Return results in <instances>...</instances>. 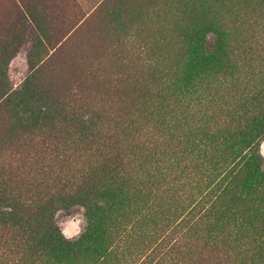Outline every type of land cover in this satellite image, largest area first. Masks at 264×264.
Returning <instances> with one entry per match:
<instances>
[{"label": "trees", "instance_id": "obj_1", "mask_svg": "<svg viewBox=\"0 0 264 264\" xmlns=\"http://www.w3.org/2000/svg\"><path fill=\"white\" fill-rule=\"evenodd\" d=\"M175 1L181 11L174 31L182 52L170 76L176 103L141 111L147 124L171 131L177 168L190 174L191 193L177 225L202 241V264H264V156L259 149L264 138V42L232 37L221 10L242 8L249 10L251 21L263 20L264 0ZM16 9L22 28L37 44L30 56L32 72L20 88L5 89V59L1 62L0 109L11 121L14 151L11 172L0 171V264L153 261L154 252L161 250V240L156 241L161 229L151 219L142 225L133 220L144 182L133 188L129 175L130 156H144L143 145L120 146L100 137L104 110L58 93L55 78L43 75L44 61L35 60L38 48L49 47L52 37L29 6L19 2ZM106 14L110 21L119 16L112 8ZM41 78L45 83L39 86ZM194 99L201 105L195 108L201 114L196 121L189 107ZM163 108L169 123L160 118ZM127 127L138 130L131 122ZM68 149L75 153L66 155ZM33 166L46 168L47 175L25 182L20 172H31ZM199 188L206 202L203 213L194 198ZM74 204L83 206L87 224L68 239L53 217ZM217 226L228 233L226 244L218 240ZM132 234H147L152 242L136 248V259L130 258L127 245Z\"/></svg>", "mask_w": 264, "mask_h": 264}, {"label": "rangeland", "instance_id": "obj_2", "mask_svg": "<svg viewBox=\"0 0 264 264\" xmlns=\"http://www.w3.org/2000/svg\"><path fill=\"white\" fill-rule=\"evenodd\" d=\"M19 2L34 10L45 34L52 37L49 47L38 48L35 60L38 64L44 61L43 75L51 76V81L55 78L58 93L91 101L93 108L104 110L107 117L100 125V137L110 138L120 146L137 141L143 145L144 156H130L132 174L129 175L135 180L130 184L135 188L138 181L144 182L139 212L135 210L133 220L142 225L149 224L151 219L158 224L161 231L156 241L161 240V250L154 252L153 261L142 264H202V241L177 225L180 208L188 203L191 193L190 174L185 176L177 168L171 131L155 123L147 124L142 115L146 108L155 107L159 111L169 103L171 106L176 103L170 76L182 54L178 49L181 39L174 31L181 8L175 5V0H0V72L5 59V89L9 90L18 89L27 81L32 72L30 56L37 44L20 24L16 12ZM110 8L119 13L118 17H112L114 21L106 16ZM221 10H225L224 22L232 37L251 44L264 42L261 31L264 19L251 21L249 10L242 8L237 12ZM207 36L208 41L213 39L212 34ZM44 83L41 78L38 85ZM200 106L195 99L189 105L194 121L201 116L195 112ZM163 109L160 118L169 123L170 114ZM130 122L137 131L127 127ZM13 151L11 121L0 109V171L4 174L11 172ZM74 153L73 149L65 151L66 155ZM260 153L264 156V149ZM136 158L144 160L145 165H138ZM38 169L33 166V171L20 172V176L25 182L42 181L47 175L46 168ZM201 190L195 191L194 198L199 201V212L203 213L206 202L201 198ZM53 219L68 239L80 235L87 224L80 204L55 211ZM216 234L220 242L227 243L228 233L223 227L217 226ZM126 238L130 258L135 259L137 247L152 243L147 234Z\"/></svg>", "mask_w": 264, "mask_h": 264}, {"label": "crops", "instance_id": "obj_3", "mask_svg": "<svg viewBox=\"0 0 264 264\" xmlns=\"http://www.w3.org/2000/svg\"><path fill=\"white\" fill-rule=\"evenodd\" d=\"M259 148L262 150L264 149V138L262 139V141L260 142Z\"/></svg>", "mask_w": 264, "mask_h": 264}]
</instances>
